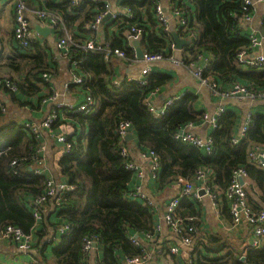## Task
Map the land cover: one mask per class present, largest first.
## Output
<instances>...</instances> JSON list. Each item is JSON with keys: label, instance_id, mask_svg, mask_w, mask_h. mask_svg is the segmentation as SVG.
Instances as JSON below:
<instances>
[{"label": "trees", "instance_id": "trees-1", "mask_svg": "<svg viewBox=\"0 0 264 264\" xmlns=\"http://www.w3.org/2000/svg\"><path fill=\"white\" fill-rule=\"evenodd\" d=\"M59 1L48 5V9L62 14L66 26L71 29L75 26L83 28L101 9V4L88 0L81 1L77 8L71 7L66 0ZM155 2L123 0L121 6L130 8L133 17H123L115 25L119 37L111 41L112 49H123L126 57H133L130 43L122 34L127 24L137 22L146 27V33L140 40L141 47L153 53L169 54L168 43L172 37L157 26L153 13ZM180 6L190 19L189 31L198 34L195 46L184 47L183 63L189 65L199 54L209 56V67L203 77L214 81L221 89L239 82L251 90H263L264 70L244 68L237 62V54L250 49L246 31L240 30L242 0H181ZM180 33L186 34L184 31ZM72 36L76 38L75 34ZM13 39L15 55L6 57V60L7 65L17 71L18 78H6L14 83L16 90L36 93L38 83L44 81L42 73L48 67L44 48L39 42L21 47L14 34ZM69 52L72 60H80L76 71L83 75L84 83L79 86L84 93L91 94L95 104L93 112L86 114L60 109L50 126L53 133H59L64 123L75 126L73 135L66 134L69 152L63 149L57 161L60 181L75 188L63 192L59 200L48 198L39 207L40 221L33 215L31 202L43 193L47 175H33L30 170L38 158L39 140L21 124L12 120L2 121L7 111L0 112V233L11 225L20 228L24 234L32 235L34 231L38 238L45 224V211L51 204L53 212L48 223L52 228L57 230L63 224L69 225L67 233H60L59 238L45 248H40L38 242L32 240L30 248L37 252L33 264H47L44 259L49 257H54V264H86L82 246L84 240L91 236L97 237L104 252L112 253L113 261L109 264L117 263L114 259L116 251L131 256L141 254L140 247L132 244L128 236L133 230L152 232L156 212L143 200L126 196L135 174L125 169V159L119 154L116 128L120 121L130 123L136 137L135 148L152 150L158 156V187L165 188L179 177L190 179L202 168L210 172L217 189L225 191L232 171L243 167L247 174L245 190L249 204L254 211L264 207V170L248 160L252 147L264 146V110L250 114L248 129L237 145L231 144V137L237 130L238 116L234 111L226 110L210 135L214 153L207 155L204 149L173 138V133L186 123L202 119L204 112L195 109L197 97L194 94L184 93L157 118L143 104L150 91L161 89L170 82L168 74L151 72L145 86L127 80L116 86L111 84V71L104 52L86 51L75 46H71ZM79 125L81 130H76ZM196 206L189 198L183 197L175 215L184 222L192 219L197 229L201 214ZM226 246L222 238L215 235L204 239L198 237L189 263L180 260L179 264H264V245L260 250L248 247L226 250ZM47 249L50 256L46 254Z\"/></svg>", "mask_w": 264, "mask_h": 264}, {"label": "built area", "instance_id": "built-area-1", "mask_svg": "<svg viewBox=\"0 0 264 264\" xmlns=\"http://www.w3.org/2000/svg\"><path fill=\"white\" fill-rule=\"evenodd\" d=\"M13 8V34L14 38L17 41V44L21 47H27L32 43L36 42L37 36L34 35V31L29 20V15H33L38 23L42 26H48L55 31L56 34H60L57 38V46L60 49L63 56H65L70 64L73 66L72 77L69 82L65 83V88H69L70 84L81 85L84 83L83 75L76 71V66L80 63V60H72L70 54V47L75 46L86 51H101L105 53V56L109 58L110 56H116L119 59H127L126 54L123 49L120 48H111V42L109 39L96 40L90 36L87 40L81 42V44L76 45L72 39L71 32L66 26L62 14L56 10L46 9L38 3L40 0H9ZM34 1V2H33ZM68 1L71 7H80L81 0H66ZM101 3V9L94 14L92 19L85 24V29L91 32L98 30L99 26L105 23H111L116 25L120 20L125 17L131 19L133 13L130 8L125 6H118L112 8L109 0H93V2ZM159 0H156L154 7V14L158 25L166 32L170 33V22L165 16L163 9L159 3ZM181 0H171V8L178 16L177 28L180 32H185L183 35L185 39H188L189 44L184 47L195 46L198 41V34L196 31H189L188 26L190 19L184 14V9L180 6ZM264 1V0H258ZM255 2L256 0H242V12L240 19L241 21L249 22L253 12L255 11ZM105 17L108 18L106 22H103ZM141 25V26H140ZM264 26V25H263ZM178 33V31H176ZM146 33V27L143 24L133 22L127 24V28L123 31V34L130 47L133 50V57L128 58L132 61H141L143 67L141 68L139 74L130 75L126 79H111L112 85H120L123 80L134 81L140 86H145L147 84V77L151 73V66L158 61L168 59L174 65H184L183 60H177L172 54L164 55V53H153L149 50H143V56L139 58L136 54L135 48L132 45V41L141 40V38ZM171 35V34H170ZM247 38L250 41V49L241 50L237 54V62L241 64L244 68H253L257 70H264V55L256 52L255 49L261 45V40L258 39L254 33L247 32ZM182 48H177L175 42L172 40L168 43V51H178ZM256 52L255 53L253 52ZM167 53V52H166ZM209 56H204L199 54L193 61L188 65L192 70V73L195 78L199 80L201 85H209L212 89L214 96H218L225 100H249L255 101L261 99L264 101V89L255 91L248 88L246 85L239 82L232 83L227 89H221L216 85L214 81H211L207 77H203L204 71L209 67ZM48 73H42V78L46 81L48 80ZM4 85L10 90H16V86L12 81L7 78L3 79ZM157 90H152L147 96L144 97L143 104L146 106L147 110L154 117H159L163 115L168 107L172 105L174 100L178 99L177 97H171L167 99L163 106L159 109H156L153 103V97ZM58 94L52 92L50 95L44 97L43 101L51 100L53 105L51 106L46 117L38 123L24 122L21 123V126L24 129H27L32 136L36 139L42 133L43 130L50 129L51 124L58 116V112L61 109H67L72 112H83L90 113L93 112L92 108L95 104V100L90 93L84 94V99L81 103L77 105H67L63 102L56 101ZM60 110V111H61ZM7 111V106L0 99V112L4 113ZM226 109L223 105H220L213 113H203L202 121L209 123L212 127V130L216 129L218 119L224 115ZM250 112L245 115L241 125L235 131L231 137V144L237 145L241 139L245 136V133L248 129L250 122ZM192 122H188L183 125L180 129L176 130L173 133V138L181 143L191 145L196 148L204 149L207 155H212L214 153V147L212 139L210 137H200L191 132ZM132 131L131 125L128 121H120L116 128V133L119 136V154L124 157L125 163L124 167L127 170L134 172L140 180H143L146 170L144 163L147 166V172L149 177L157 180L160 169V161L156 153L152 150L142 151L138 150L139 157L142 159V162H139L134 158L132 148L130 147L128 140H126V135ZM55 138L59 143H62L64 146V151L67 153L70 150V145L67 142L66 134L64 133H54ZM44 149L43 145H40L37 149L38 158L34 161V165L30 167V170L33 175H45V169L41 167L44 163V159L41 154V151ZM249 163L255 167L264 170V146L255 145L248 152ZM13 163V162H12ZM145 173V174H144ZM246 171L243 167H238L234 169L230 176L229 185L225 191H220L217 189V186L211 181V174L206 169L199 168L194 176L190 179H184L182 177L177 178L173 186L176 189V193L168 201L165 202V212L164 220L172 228L175 234L180 239V245L188 249H192L195 243L196 235V226L192 224V219L186 220L184 222L181 218H178L175 215L176 208L180 204V200L183 197L189 198L193 202H200L203 197L209 198L212 202H216L220 196L225 197L228 201V210L232 220L230 225V230L237 232L241 229L248 228L250 231V239L245 245L251 250H260L264 245V207L258 211H254L247 200L245 184H246ZM74 185H70L66 182L55 181L51 177L47 176L44 191L41 195L37 196L31 203L33 205V215L39 220L41 219V214L39 212V207L48 199L59 200V195L63 192L73 190ZM203 191L200 194V191ZM126 196L131 199L140 198L144 203L153 206V203L145 194L142 192V189L139 185L132 188ZM158 229V226L156 227ZM59 233L65 234L69 230L68 224H63L57 228ZM145 238L151 239L152 232L142 231ZM1 238L8 239L13 241L16 245V248L22 252L26 253L31 251L30 245L33 240L31 234H24L22 230L18 227L7 225L4 230L0 233ZM128 239L136 247H140L141 254L139 255H124L120 261L116 264H147L149 259V252L147 249L141 245L140 239L130 233ZM93 245H98V239L95 236L88 237L84 240L82 251L84 256L87 257L89 251L94 247ZM163 249L170 254H177L178 247L169 245ZM163 250H161L162 252ZM188 256L185 259V262L189 263Z\"/></svg>", "mask_w": 264, "mask_h": 264}, {"label": "crops", "instance_id": "crops-1", "mask_svg": "<svg viewBox=\"0 0 264 264\" xmlns=\"http://www.w3.org/2000/svg\"><path fill=\"white\" fill-rule=\"evenodd\" d=\"M58 2L60 1L40 0L39 3L36 1V4H40L42 7L48 9V5ZM109 2L112 8H116L121 6L123 0H109ZM94 3L101 4L95 1ZM157 3L161 5L165 16L170 22V27L175 30V28H177L178 16L171 8V0H159ZM263 17L264 1L256 0L255 11L253 12L250 21H240V30L246 31V33L252 32L258 39L261 40V45L257 47L255 51L264 55ZM154 19L156 21L155 17ZM29 20L34 31V35L37 36L36 42L40 43L46 53V61L48 63L46 73H48L49 77L48 80H42L38 83L39 90L36 93L26 94L20 90H13L14 93H12V91H10V89L2 83L3 81L1 79L8 76H12L16 79L18 78L16 75L17 71H15L14 68L11 69L7 65L6 60L8 57H11V55H15L14 49H16V43L13 39V8L9 0H0V99L7 106V112L3 115L2 121L12 120L17 124L24 122L38 123L43 120L53 105V101H43V99L52 92H56L58 94L56 101L63 102L67 105H77L81 103L85 94L82 91L81 86L76 84H70L69 88H65V83L71 80L73 66L70 64L68 59L62 55L57 46V38L60 34L57 33L55 36L54 29L49 27L50 33L43 36L35 30V25H40L37 19L33 15H29ZM40 26L48 27L42 25ZM68 30L71 32V35H76V38L72 36L75 43L87 40L90 36L96 40L109 39L110 42L119 37L118 31H116L115 26L111 23L100 25L98 30L95 32L86 30L85 25H83V28L75 26L72 29L68 28ZM175 31L179 32L178 36L181 39H185L179 29H176ZM140 48L145 50L141 47V43ZM183 50H185V48L178 51H170L169 54H172L177 60H182ZM255 51L253 52L256 55ZM107 67L111 71V79H126L130 77V75L139 74L143 64L141 61L129 60L128 57L123 60L116 56H110L107 60ZM151 72L166 73L170 76V82L165 84L161 89H158L153 97V103L156 109L161 108L167 99L171 97L179 98L184 93L190 92L197 97L195 102V109L197 111L210 114L213 113L220 105H223L226 110H232L237 114L238 127L241 125L245 115L249 112L252 114L264 110V101L261 99L255 101H241L235 99L225 100L218 96H214L210 86L201 85L199 80L194 77L192 70L188 65L184 64L178 66L171 63L168 59H164L155 62L151 66ZM69 124H71L74 128V133L75 126L72 123L62 124L59 128V132L64 133L62 132L63 128ZM190 129L192 133L200 137H210L213 131L209 123L202 121V119L192 122V127ZM76 130H81L80 125ZM54 133L57 134L58 132L55 131ZM54 133L50 129L43 130L37 139L39 140V144L44 146V149L41 151L44 164L41 167L45 169V175L51 177L55 181H60L61 176L58 171L57 161L60 158L58 157V153L63 152L64 146L56 140ZM73 133L64 134L73 135ZM130 133H133L134 135L133 140H128V143L132 148L134 158L139 162H142L138 153L139 149L135 148L136 137L133 130ZM144 167L146 174L144 173L145 175L143 180H140V178H138L135 174L130 185L131 189L137 185L141 187L145 196L152 201L156 217L152 229L153 235L151 239L145 238L142 231L133 230V235L140 239L141 245H143L150 254L147 264H179L180 260H185L188 256H190L193 249L190 250L181 246L179 237L164 220L165 202L175 195L176 189L173 184L165 188L158 187V180L154 181V179L149 177L145 163ZM137 199L142 201L140 198ZM194 204L197 205L196 207L201 214L200 222L198 224L199 228H197V235L194 237L195 240L198 237L204 239L207 236L215 235L222 238L223 243L227 245L226 250L231 248H247L245 243H247L250 239V231L247 227L237 232H233L232 229L230 230L232 220L228 210V201L225 197L220 196L216 202H212L209 198L203 197L200 202H194ZM52 212L53 207L51 204V206H48L45 211V224L41 229L42 232L38 234V238L34 231L32 233L33 240L38 242L37 244L40 248L43 246L45 248V246L53 241H56L60 236L58 230H54L48 223V219L50 218ZM38 221H40V219ZM157 226L158 229L156 228ZM169 245L177 246L179 249L178 253L170 254L163 249V247L166 248ZM161 250L163 251L161 252ZM49 252L50 250L47 249V256H50L51 253ZM36 253L35 248H31V251L29 252L22 253L16 248L13 241L0 237V264H33L36 261ZM123 256L124 254L121 253V251H116L114 253V259H116L117 262L120 261ZM44 260L47 261V264H54V257H49ZM44 260L41 259V261ZM112 261V253L104 252L100 244H98L97 246L92 247L89 251L85 262L86 264H109ZM113 264H115V262Z\"/></svg>", "mask_w": 264, "mask_h": 264}, {"label": "water", "instance_id": "water-1", "mask_svg": "<svg viewBox=\"0 0 264 264\" xmlns=\"http://www.w3.org/2000/svg\"><path fill=\"white\" fill-rule=\"evenodd\" d=\"M108 20L107 17H105L104 21L103 22H106ZM35 30L41 34V35H46V34H49L50 33V28L49 27H41L40 25L36 24L35 25ZM170 34L172 36V39L173 41L175 42V45L177 48H182L184 45H188L189 44V41L188 39H181L179 36H178V33L173 30L172 28H170ZM132 45L134 46L135 48V51H136V54L139 58H141L143 56V50L140 48V40H135V41H132L131 42ZM134 138V135L133 133H128L126 135V140H133ZM203 191L201 190L200 191V194H202ZM94 247L96 245H93Z\"/></svg>", "mask_w": 264, "mask_h": 264}, {"label": "rangeland", "instance_id": "rangeland-1", "mask_svg": "<svg viewBox=\"0 0 264 264\" xmlns=\"http://www.w3.org/2000/svg\"><path fill=\"white\" fill-rule=\"evenodd\" d=\"M73 131H74V128L72 127L71 124H69L68 126H65V127L63 128V131H62V132L71 134V133H73ZM61 155H62V153L59 152V153H58V157H61Z\"/></svg>", "mask_w": 264, "mask_h": 264}]
</instances>
